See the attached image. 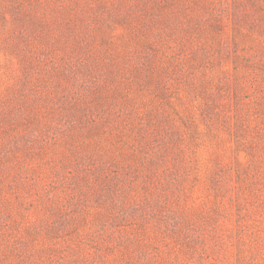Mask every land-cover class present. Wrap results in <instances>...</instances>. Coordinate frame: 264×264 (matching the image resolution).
<instances>
[{
	"label": "rangeland",
	"instance_id": "rangeland-1",
	"mask_svg": "<svg viewBox=\"0 0 264 264\" xmlns=\"http://www.w3.org/2000/svg\"><path fill=\"white\" fill-rule=\"evenodd\" d=\"M0 264H264V0H0Z\"/></svg>",
	"mask_w": 264,
	"mask_h": 264
}]
</instances>
